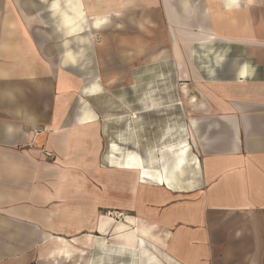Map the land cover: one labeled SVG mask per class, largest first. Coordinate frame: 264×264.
I'll use <instances>...</instances> for the list:
<instances>
[{
  "label": "crops",
  "instance_id": "1",
  "mask_svg": "<svg viewBox=\"0 0 264 264\" xmlns=\"http://www.w3.org/2000/svg\"><path fill=\"white\" fill-rule=\"evenodd\" d=\"M33 6L0 0V264H264V0H53L45 24ZM110 91L116 134L109 114L68 117L78 94ZM164 96L186 109L147 146ZM175 132L189 151L168 187ZM100 209L141 218H125L132 252L100 232Z\"/></svg>",
  "mask_w": 264,
  "mask_h": 264
},
{
  "label": "rangeland",
  "instance_id": "2",
  "mask_svg": "<svg viewBox=\"0 0 264 264\" xmlns=\"http://www.w3.org/2000/svg\"><path fill=\"white\" fill-rule=\"evenodd\" d=\"M34 2V6H33V16L36 18H39L40 23H46L49 21V19L47 18V16L50 14L48 12L51 11V5L53 4V0H33ZM10 5H14L15 1L9 2ZM55 21L60 20V16L55 15L54 16ZM62 37V36H61ZM56 39L59 40L57 41L59 47L57 48V60L61 59L60 55L62 56L63 54V45L62 41L60 42V39L58 38V36H56ZM62 65L61 62H59V67ZM168 91V90H167ZM167 91L164 92L167 93ZM84 92L86 93L85 95L88 97H92L94 98V96H98L100 94H102V89L99 85L98 80H95L94 83L88 87H86L84 89ZM147 93V90H142L141 91V102L144 98V96H146L145 94ZM115 94L116 92L110 91L107 94H103V98L100 99H96L98 97H95V99H90L88 97H81V94H78L77 99L73 100L72 103L69 105V112H68V117L73 119V118H78L79 115L82 113V111L84 109H91L94 114H96L97 117V121L101 120V114H103V116L109 114V118L108 120L110 121V123H113L111 125V128L109 129V131L112 133H115L117 131H120L122 128L119 127V123L118 120V115H123L124 111L123 108H117L115 106H110V100L111 98H115ZM106 95L108 96V98H105ZM81 97V98H80ZM82 99L84 101L87 102V104H84ZM82 101V102H81ZM164 101H168V102H164ZM144 105L141 103L142 107V111H143V107ZM154 117L151 120H147V126H144L145 128H143V134H142V138L144 140V144H147V146H149L151 143V138L157 133V131L160 128H168L170 125L169 122H171V124L176 123V119H173L172 121H165V113L167 112H173L175 113L176 110L182 108V110L186 109L183 107V105L178 102L175 103V101L173 103H170V99L166 98L164 96L163 100H160L158 105L156 106H151ZM137 117V116H136ZM173 118H175V115L173 116ZM128 127V123L126 124V128ZM95 132L96 131H102L101 129V124H97L95 125ZM37 132H41V131H37ZM178 133V132H177ZM177 133H174V136H172V138L170 137V144H176L177 142H180L182 140V137L180 135H177ZM110 142H113L110 141ZM109 141H106L103 145V147H101L98 155V169H97V173H96V179H98L99 183H101L100 181H104V179L106 178V171L107 169V163H106V159L108 157V153L110 151V143ZM160 145V144H159ZM161 146V145H160ZM42 153L45 155V157H47L48 154L52 155V157H47V159H50L51 161H54V157L53 154L51 152H46L45 150H42ZM114 174H116L114 172ZM116 177V176H115ZM114 177V178H115ZM120 178V177H118ZM100 193H102L101 195L104 196V188H101ZM108 210L105 209H100L99 212V219H100V232H106L107 229L110 228H114V231L117 235L116 237V248H118V251L122 252V253H127V252H132V248L137 246L138 244V235L136 233H134L136 231V225H132L129 224L127 219L126 220H122V219H117L116 217H114L113 219L110 217V215L108 216ZM111 212H121L127 215V217H131V218H137V216H129V212H126L124 210L121 209H114ZM137 221L140 222L141 218H137ZM136 221V223H137ZM126 222V223H124ZM128 223V224H127ZM131 226H133V228H131ZM107 238V236H106ZM101 242H104V240H102ZM108 257V253H103L102 257ZM108 260V258H106Z\"/></svg>",
  "mask_w": 264,
  "mask_h": 264
},
{
  "label": "bare ground",
  "instance_id": "3",
  "mask_svg": "<svg viewBox=\"0 0 264 264\" xmlns=\"http://www.w3.org/2000/svg\"><path fill=\"white\" fill-rule=\"evenodd\" d=\"M56 10L59 11V13H60L59 16L61 17V20H62L64 15H63V13H61V8H59L57 6ZM188 151H189V147H188L187 142H181L180 144L176 143L174 145L169 146L167 149H161L160 150V154H161L162 158H160V168H159L160 179L159 180L163 182V185H166L168 187H173L174 183L177 182L178 177L180 175L184 174L183 168H184V165L186 164V160L188 158V153H187ZM169 156L173 157L170 161H168V159H167V158H169ZM154 159H153V161H154ZM149 176H151V175H149ZM149 176H147V177H149Z\"/></svg>",
  "mask_w": 264,
  "mask_h": 264
},
{
  "label": "built area",
  "instance_id": "4",
  "mask_svg": "<svg viewBox=\"0 0 264 264\" xmlns=\"http://www.w3.org/2000/svg\"><path fill=\"white\" fill-rule=\"evenodd\" d=\"M133 119H136V115L132 117ZM47 157H52V155L48 154ZM110 215V217L113 219L114 217H116L117 219H122V220H126L125 217L127 216L124 213L121 212H108V216Z\"/></svg>",
  "mask_w": 264,
  "mask_h": 264
}]
</instances>
